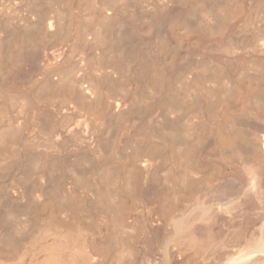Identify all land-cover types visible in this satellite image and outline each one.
Instances as JSON below:
<instances>
[{
  "label": "bare ground",
  "instance_id": "obj_1",
  "mask_svg": "<svg viewBox=\"0 0 264 264\" xmlns=\"http://www.w3.org/2000/svg\"><path fill=\"white\" fill-rule=\"evenodd\" d=\"M4 1L0 264H264V0Z\"/></svg>",
  "mask_w": 264,
  "mask_h": 264
},
{
  "label": "rangeland",
  "instance_id": "obj_2",
  "mask_svg": "<svg viewBox=\"0 0 264 264\" xmlns=\"http://www.w3.org/2000/svg\"><path fill=\"white\" fill-rule=\"evenodd\" d=\"M1 2H0V7H1V3H3V2H5V4H7V6L9 7V6H13L12 4H10V3H8V1H2V0H0ZM56 1V0H55ZM57 2H59V0H57ZM57 2H54V0L53 1H51L49 4V6L51 7H49V8H46L45 10H44V8L42 9V8H39L38 10L41 12V13H44V12H46V11H51L50 9H53L54 7H56L57 6ZM53 3H55V4H53ZM137 7H139L140 8V6H138V4H136V5H134L133 7H131L132 9H133V11H135L134 13H135V18H137L138 17V19H135V20H137V21H135V22H137V24H138V26H141V27H143L142 29H144L143 31H144V33H147V31H148V29H149V22H148V20L146 19V18H143L142 16L141 17H139L140 16V9H137ZM131 9V10H132ZM21 10H18V9H16V10H13V8H11V10H9V14H8V17H7V21L9 20V19H11V20H9V21H13V19L14 18H16V19H19L20 17H21V15H22V13H23V11H21ZM137 11V12H136ZM14 13V14H13ZM16 13V14H15ZM14 16H13V15ZM13 16V17H12ZM15 16H17V17H15ZM141 19V20H140ZM15 20V19H14ZM4 21H5V18H4ZM8 21V22H9ZM142 21V22H141ZM6 22V21H5ZM139 23H141V25H139ZM256 23H258L259 25H257L256 26ZM255 23V28H259L258 26H260V24H262L261 26H260V29H258V31L260 32V31H262V32H264V21L263 20H261V22L259 21V22H256ZM148 28V29H147ZM147 31H146V30ZM177 28H171V30H169L168 31V35H169V37H170V39L171 38H180V37H182V39H184V40H186L185 42H186V44L188 45L189 43V45L188 46H194L196 43V41H197V39H198V36L196 35V34H191L192 36L190 37V36H188V35H186L187 37H189V38H187V37H185V38H187V39H185L184 38V36L182 35V33L178 30L177 32L175 31ZM180 32V33H179ZM261 32V33H262ZM178 34L177 35V37H176V35L175 34ZM145 35V34H144ZM174 35H175V37H174ZM180 35V36H179ZM146 36H147V34H146ZM197 36V37H196ZM194 37V39H192ZM196 38V39H195ZM173 39H171V40H173ZM191 39H192V42H190L191 41ZM194 40V41H193ZM195 43V44H194ZM175 53V52H174ZM173 53V54H174ZM173 54H172V56H173ZM178 52H176V55H174V59H177L179 56H178ZM216 54H219V51H217V50H213V51H211L210 52V54H208L210 57L212 56V55H216ZM177 57V58H176ZM173 58V57H172ZM40 62H41V60L39 59L38 60V63L40 64ZM41 66V65H40ZM28 70H29V68H28ZM31 71V70H30ZM32 71H33V73H37L38 75H40V69L38 70L37 69V67L36 66H33V69H32ZM28 73H30V72H27V74ZM23 74V73H22ZM24 74H25V72H24ZM10 103V102H9ZM12 105H13V103H11ZM11 104H8V102H7V105H9V107L11 108L12 106H11ZM17 106V107H16ZM16 106H14L15 107V109H13V107L11 108V109H9V107L8 106H6V107H8V109H9V111L11 112H9L8 110H6V107H5V109H4V111H7V113H8V115H6V117H5V115H4V117H3V120H5L4 121V123H6V121H7V118H10V120H11V122L13 123V125L14 124H22V123H24V121H26L27 122V118H29V114H26V115H23L24 114V112L25 111H23L22 109H21V107L19 106V104L18 105H16ZM16 108H18V110H16ZM14 110V111H13ZM4 111H3V114H7L6 112L4 113ZM19 112H21V113H19ZM14 113V114H13ZM26 113V112H25ZM19 116H18V115ZM13 115H15V116H13ZM76 115V116H75ZM7 116H9V117H7ZM14 117H16V118H14ZM79 119H78V118ZM20 118H22L21 119V121L19 122V123H15V122H18L19 120H20ZM83 119V117L82 116H79V115H77V114H70L69 116H68V121H69V124H71V126H73V128H75L76 126L75 125H77L78 123H79V121L80 120H82ZM14 119H16V120H14ZM25 119V120H24ZM9 120V119H8ZM18 120V121H17ZM13 121H15V122H13ZM76 121V122H75ZM78 121V122H77ZM8 123H10V121H8ZM7 123V124H8ZM73 123V124H72ZM12 125V124H11ZM76 130V129H75ZM245 174V173H244ZM245 176H247V175H245ZM159 255V256H158ZM155 257H159L157 260H156V258H155V263L154 264H156V261H158L157 263L158 264H161V262H160V258H161V254L158 252V254L156 253L155 254ZM173 258V256H171L170 257V260H173L172 259ZM174 258L176 259V257L174 256ZM170 263L169 264H171V262L172 261H169ZM174 263V262H173ZM147 264V263H146Z\"/></svg>",
  "mask_w": 264,
  "mask_h": 264
}]
</instances>
